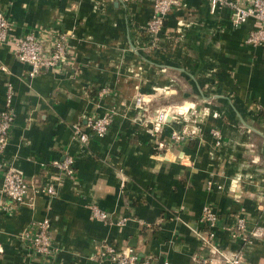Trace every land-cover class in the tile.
Instances as JSON below:
<instances>
[{
	"label": "crops",
	"instance_id": "1",
	"mask_svg": "<svg viewBox=\"0 0 264 264\" xmlns=\"http://www.w3.org/2000/svg\"><path fill=\"white\" fill-rule=\"evenodd\" d=\"M153 8L154 0H0L13 35L34 31L47 45L62 31L70 55L69 64L32 77L11 45L0 46V112L8 83L15 112L4 158L24 174L31 196L11 204L0 168V264H111L100 255L104 240L133 246L153 264H198L194 256L208 253L199 237L207 204L221 226L245 209L253 233L243 245L219 228V258L241 251L245 264H264V47L245 42L252 21L233 28L229 9L212 14L204 0H182L153 47L145 32ZM140 95L147 110L136 106ZM162 108L170 116L152 134ZM107 112L109 131L96 136L87 118ZM74 124L90 134L87 145L73 138ZM186 129L193 135L185 142L170 141ZM65 154L76 159L74 177L52 166ZM93 205L111 220L93 219ZM46 218L54 257L21 237Z\"/></svg>",
	"mask_w": 264,
	"mask_h": 264
},
{
	"label": "built area",
	"instance_id": "2",
	"mask_svg": "<svg viewBox=\"0 0 264 264\" xmlns=\"http://www.w3.org/2000/svg\"><path fill=\"white\" fill-rule=\"evenodd\" d=\"M204 1L207 2L212 14L225 8L229 9L233 28H239L248 21H252L254 26L245 37V42L252 46L264 47V0ZM180 5H182V0H154L153 14L145 27V32L153 47H157L160 44L168 15L174 8ZM178 26L181 30V27L185 26V24L179 21ZM13 30V22L0 11V46L11 45L16 52L18 60L31 67L29 72L30 76L37 75L43 69L55 68L70 63L67 36L64 32L54 30L53 39L46 45L44 39L34 31L28 32L23 36H16L13 35ZM1 68L3 71H7L5 66ZM13 91L12 84L8 83L6 105L0 112V168L3 173L1 192L11 204L13 203L15 205L30 200L31 196L30 186L24 174L4 158L15 121V112L12 105ZM103 92H107V90H103ZM147 101L148 99L140 95L136 99V106L140 109L147 110L145 106ZM170 109L162 108L156 112L153 121H151L154 127L150 129V133L161 134L163 124L168 121L170 116ZM111 122L112 112H107L103 115L93 114L87 118V127L96 136L103 137L108 133ZM73 129V138L87 145L90 134L84 131L80 124H74ZM212 134L216 139V145L219 146L222 143L221 131L214 129L212 130ZM192 135L193 132L187 129L183 131L174 130L170 134V141L175 144L183 143ZM75 162L74 155L65 154L63 157L55 159L51 163L60 174L66 177H74L76 175ZM211 186L212 183L209 182V187ZM46 191L51 196L58 194V189L53 184L48 185ZM11 207V205L9 207L4 205L3 210L11 212ZM91 211V217L95 220L105 223L111 220V214L97 205L91 206ZM248 221L245 209H242L237 214L235 222L232 225L221 226L219 214L213 206L210 204L205 205L201 215V222L204 229L199 232V237L208 253L204 256L195 255L194 260L198 264H245L244 254L241 251H230L229 255L219 258L218 255L221 252V246L216 241V235L219 228H223L229 232L230 237L234 241H240L243 245L248 244L253 237V233L248 226ZM110 223L115 222L112 220ZM125 223V218L116 222L119 226ZM21 237L37 254L54 257L59 252V249L53 244L51 221L48 218L32 222L30 230H25ZM100 255L111 264H153L149 258H143L133 246L128 245L120 248L109 243L107 240L103 241ZM160 264H169V261L164 260Z\"/></svg>",
	"mask_w": 264,
	"mask_h": 264
}]
</instances>
